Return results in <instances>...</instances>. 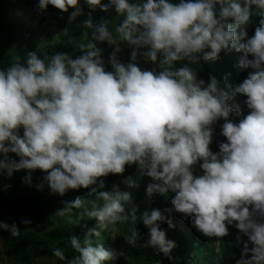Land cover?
<instances>
[{
    "label": "clouds",
    "instance_id": "obj_1",
    "mask_svg": "<svg viewBox=\"0 0 264 264\" xmlns=\"http://www.w3.org/2000/svg\"><path fill=\"white\" fill-rule=\"evenodd\" d=\"M84 5L91 38L76 45L80 55L28 51L22 62L0 68V176L24 170L22 182L33 186L40 170L39 191L47 186L63 197L85 189L103 201L62 202L59 215L83 209L81 218L97 226L83 241L70 238L77 257L68 260L60 248L53 255L68 264H105L122 255L91 237L136 220L139 206L129 191L117 184L105 190L110 174L135 166L150 178V200L172 194L171 207L143 210L145 247L171 258L176 242L161 224L174 228L171 217L180 213L205 237H226L234 227V244H242L235 264H264V0H37L36 10L52 6L75 21ZM97 9L115 12L114 29L107 18H93ZM254 15L259 22L249 35ZM104 43L112 48L107 61ZM122 45L130 49L127 62ZM233 50L243 53L236 66L251 69L234 85L230 72L206 81L193 67ZM218 124L225 139L216 141ZM123 182L137 186L131 177ZM0 229L19 234L15 222L0 220ZM125 239L135 245L141 233L134 228Z\"/></svg>",
    "mask_w": 264,
    "mask_h": 264
},
{
    "label": "trees",
    "instance_id": "obj_2",
    "mask_svg": "<svg viewBox=\"0 0 264 264\" xmlns=\"http://www.w3.org/2000/svg\"><path fill=\"white\" fill-rule=\"evenodd\" d=\"M13 4V0H0V68H5L9 64L17 62V60L22 62L25 53L28 51L48 52L49 54L67 52L75 57L81 54L76 45L86 43L91 38V30L83 27L82 24L83 20L87 19L89 11L87 5H84V15L77 17L75 21L67 19L59 20L58 22L62 29L61 34L52 40H47L43 39L36 31L12 22L11 9ZM48 10L52 17H55L59 12V10L52 6H49ZM92 16L96 20H99L101 17L107 18L110 29H114L115 24L119 22V17L111 10L105 13L97 9L92 13ZM258 22L259 17L254 15L250 22L252 34ZM100 46L105 48L104 58L107 61L108 54L112 51V48L106 43ZM122 47L123 51L120 53V59L123 62H127L130 49L126 45H122ZM193 67L198 72L200 78L206 81L209 74L215 75L222 81L224 74L228 71L226 65L224 66L216 62L205 63L202 60L198 65H193ZM247 74L243 73L241 76L235 73L232 74L233 85L242 81ZM221 86L223 87V82ZM237 97L242 102L245 99L243 96ZM222 122L220 121V123ZM216 132V141L225 139L219 136V124L216 126ZM216 141L211 145L214 151L219 150ZM132 174L140 179V185L142 186L145 185L146 187L150 181L147 180L146 176H140L139 174H135L133 170H129L128 173L125 172L123 175L110 174L106 178L105 190H110L113 184L121 186L125 178L131 177ZM136 176L133 178H136ZM4 179L5 177L0 176V220L9 224L15 222L19 228V234L13 236L9 232L0 229V264H68V260L77 257L79 253L72 248L70 238L75 235L83 241L80 231H83L84 227L80 222H84L87 216L85 215L83 219H78V212L80 210L83 211V209H73L71 214L55 218L53 217L52 204L38 192L20 193L13 188L11 191L5 193L3 191ZM120 189L126 191L125 187H120ZM139 189L140 186L134 190L136 195H138ZM74 195L75 197L82 196L89 207L93 202L98 206L103 204V201L98 200L95 195L89 196L85 189L75 191ZM170 199V194L164 196L157 194L153 200H150V204L152 208L158 207L163 209L171 207ZM25 219L30 220L31 223L23 224L22 221ZM161 227L166 230L167 237L172 240L176 224L174 228H169L167 223L161 224ZM134 228H137L141 233V240H138L135 245H131V264H157V261H160L161 264H188V258L184 257L183 260H180L178 252L174 256L171 254V258L165 257L163 254L156 255L155 249L145 247L144 244V241L148 239V228L142 221L136 222ZM55 248L62 249L68 260L60 261L55 257L53 255ZM180 256L182 257V255Z\"/></svg>",
    "mask_w": 264,
    "mask_h": 264
},
{
    "label": "rangeland",
    "instance_id": "obj_3",
    "mask_svg": "<svg viewBox=\"0 0 264 264\" xmlns=\"http://www.w3.org/2000/svg\"><path fill=\"white\" fill-rule=\"evenodd\" d=\"M14 4L11 9V20L14 24L22 25L25 28H29L33 31H36L41 37L47 40H52L58 37L61 34V27L59 24V20L67 19L68 13H61L60 11L55 17H52L49 13V10L46 12H38L36 10L37 0H13ZM249 35H252V30L249 25L248 27ZM243 55V53H237L234 50L222 53L219 60L215 61L216 63L226 65L227 73L242 75L247 74L251 69L248 68H239L237 67L239 57ZM251 58V57H249ZM142 67H151L149 64H145L141 62ZM178 66V65H177ZM229 77V82L232 83V77ZM233 84V83H232ZM236 100L241 102L239 97H236ZM245 114L249 111L247 108L244 109ZM14 156V154H12ZM129 170H133L135 174H139V171L135 166L126 167V173ZM25 171L21 170L15 172L14 175L8 179L5 177L3 183V191L5 193L11 191L13 188L20 193H33L38 192L42 195L46 200H48L53 206V217L59 218L62 215H59L57 211L64 207L63 201L73 200L75 197L73 190H70L66 193L65 196L61 197L59 195L50 194L47 186L44 187L43 191L37 190L34 186L36 183L40 182V179L44 173L40 170H36L33 173V186H28L26 183L22 182V177L25 176ZM134 174L131 175L133 178ZM141 176V175H140ZM147 177V176H146ZM136 179V180H135ZM136 181L137 186L133 188H129L126 184H122L119 187H125L126 191H129L133 196V203L139 206V210L136 212V220L133 221L129 218L123 224H117L116 226L110 228L108 231L102 232L100 236H92L91 240L94 245L103 244L106 248L112 247L117 249L121 256L118 257L116 261L105 262V264H131L132 259V246L127 243L126 237L130 236L131 231L134 227V224L138 221H141V215L145 208H152L150 204V199L144 194L143 189H145V185L142 186L140 179L136 176L133 178ZM147 180H150L147 177ZM5 184H11V188H5ZM140 186L138 191V195L134 193V190ZM142 186V187H141ZM172 195L171 193H169ZM131 207V205H129ZM78 219L81 218L82 210H80ZM174 224H176V228L174 231V235L172 240L176 242V247L172 250L171 254L174 256L178 252L180 260H183L184 257L188 258V264H235V260L240 257L242 244L240 246H236L234 244L235 237L238 234V230L234 227H230L229 235L223 238H215V237H205L196 229H194L188 218L184 217L180 213H174L171 217ZM83 225L82 238L84 239V235L89 228H93L97 226L96 220L89 219L88 217L83 222H80ZM86 226V227H85ZM244 239H247L244 237ZM170 254V255H171ZM182 255V257L180 256ZM179 260V261H180Z\"/></svg>",
    "mask_w": 264,
    "mask_h": 264
}]
</instances>
